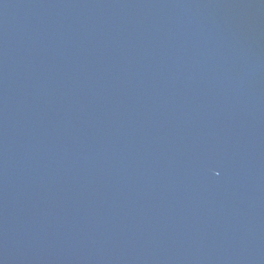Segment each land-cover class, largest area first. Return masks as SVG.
I'll return each mask as SVG.
<instances>
[{
	"label": "water",
	"instance_id": "1",
	"mask_svg": "<svg viewBox=\"0 0 264 264\" xmlns=\"http://www.w3.org/2000/svg\"><path fill=\"white\" fill-rule=\"evenodd\" d=\"M0 264H264V0H0Z\"/></svg>",
	"mask_w": 264,
	"mask_h": 264
}]
</instances>
